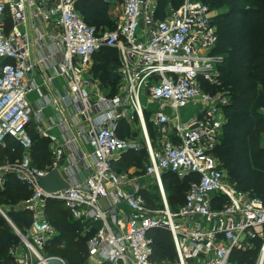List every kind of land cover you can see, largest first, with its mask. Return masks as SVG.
I'll return each instance as SVG.
<instances>
[{
    "label": "built area",
    "instance_id": "2783aa9c",
    "mask_svg": "<svg viewBox=\"0 0 264 264\" xmlns=\"http://www.w3.org/2000/svg\"><path fill=\"white\" fill-rule=\"evenodd\" d=\"M77 2L0 0V148L11 141L22 151L0 166V186L13 176L30 192L17 208L31 215L29 227L22 233L11 224L19 239L9 251L12 264H66L44 253L57 236L46 217L49 201L60 202L86 231L95 229L86 242L88 264H247L258 242L252 264H264V204L230 183L215 156L229 97L208 90L220 85L222 61L212 54L218 35L208 6L181 0L159 18L158 0H116L120 17L102 32L85 23ZM102 49L115 50L119 60L113 96L92 72ZM188 106L199 110L183 118ZM122 122L134 127V138L120 137ZM31 127L48 141L43 169L32 167ZM142 151L155 205L130 171L116 166L123 154ZM53 169L69 187L45 193L38 177ZM164 174L191 178L175 212ZM156 230L170 234L173 261L151 260L148 234Z\"/></svg>",
    "mask_w": 264,
    "mask_h": 264
},
{
    "label": "trees",
    "instance_id": "16d2710c",
    "mask_svg": "<svg viewBox=\"0 0 264 264\" xmlns=\"http://www.w3.org/2000/svg\"><path fill=\"white\" fill-rule=\"evenodd\" d=\"M200 2L207 5L211 12L217 11L212 20L217 29L218 42L212 54L222 58L218 65L220 85L208 90H222L229 97V105L225 108L227 124L215 156L225 169L230 183L264 204V148L261 144L264 136V0ZM169 3L177 8L181 0H158L157 17H162ZM107 9L101 0H78L76 4V10L85 23L102 32L114 29L107 16ZM98 56L100 58L96 60ZM118 68V56L113 49H102L93 57V75L109 89V96L117 93ZM7 144L5 148H0V161L13 162L20 159L21 148L11 141H7ZM145 158V152L130 153L117 169L126 171L132 162L138 164ZM33 162L40 166L36 167L38 169H43L50 162L47 142L36 137H33ZM3 164L0 163V166ZM166 178L170 179L166 181ZM162 181L168 197L167 203L171 211L175 212L183 205L191 178L180 181L174 175L164 174ZM143 196L146 199L145 193ZM29 197L30 192L24 185L13 176L7 177L4 190L0 191V208H10L6 216L22 233L24 227H29L31 215L15 207ZM146 200L150 202V199ZM46 217L57 231V236L46 245L45 255L60 257L66 264H84L87 261L86 242L95 229L86 231L88 225L72 222L69 212L56 201L48 202ZM84 230L86 233L82 236ZM148 236L152 239L151 260L173 261L175 253L170 234L156 230ZM18 244L19 239L0 215V264H12L9 251ZM256 251L252 249L247 252L245 258L254 261Z\"/></svg>",
    "mask_w": 264,
    "mask_h": 264
},
{
    "label": "rangeland",
    "instance_id": "374dc122",
    "mask_svg": "<svg viewBox=\"0 0 264 264\" xmlns=\"http://www.w3.org/2000/svg\"><path fill=\"white\" fill-rule=\"evenodd\" d=\"M198 1H200V0H198ZM101 2L103 3V4H105V5H107V7H108V9H107V16H108V18H109V20H110V22H111V26L113 27H115V25H116V23H117V21H118V19H119V17H120V10H119V6H118V4H117V2H116V0H108V1H105V0H101ZM217 14V11H212V16L214 17L215 15ZM100 58V56H98L97 58H96V60L97 59H99ZM222 91V90H221ZM104 92L105 93H109V90H107V89H104ZM218 92H220V90H218ZM142 104H143V106H144V101L142 100ZM149 110L151 111V112H154L155 110H156V107H155V105H149ZM190 110H191V112H190ZM198 110H199V107L198 106H188L184 111H182L181 112V115H182V117L183 118H189V116L190 115H194V114H196L197 112H198ZM223 131H222V133L220 134V142H221V139H222V137H223ZM127 136H129V133H127ZM263 138L264 137H262V148L264 147V144H263ZM127 155V154H126ZM218 159V158H217ZM17 160V159H16ZM16 160H14V161H16ZM126 160H129V158H127ZM5 161L6 160H2V161H0V163L2 164V162H4L5 163ZM220 163V162H219ZM144 164H145V160H144V163L143 162H141V163H138V164H136L135 165V167L138 169V171H139V173L142 175V173H143V169H144ZM32 167L33 168H36V167H40V166H38L37 164H35L34 162L32 163ZM131 166H129L127 169H129ZM226 175H227V173H226ZM170 178H166V181H168ZM143 183H144V189H143V193H145V195H146V199H150V204H152V205H155L156 203H158V201H157V197H156V194H155V191L151 188V182H150V180L149 179H147V178H145L144 180H143ZM4 187H5V185H3V186H0V191H3L4 190ZM166 199L168 200V197H167V194H166ZM22 204L20 203L18 206H16L15 207V209H17L18 207H20ZM7 207V206H6ZM6 207H3V209H1L0 208V211L4 214V216L7 218V220H9V218L6 216V212H7V210H9L10 208L8 207V208H6ZM169 208H171V207H169ZM171 210V209H170ZM173 212V211H172ZM1 215V214H0ZM2 216V215H1ZM3 217V216H2ZM4 218V217H3ZM5 220V219H4ZM6 221V220H5ZM7 222V221H6ZM9 222L11 223V221L9 220ZM73 222V221H72ZM12 224V223H11ZM8 226H9V228L14 232V229L8 224ZM25 229H26V227H24ZM55 233H57V231L55 230ZM85 233H86V231L84 230V232H83V234H82V236H84L85 235ZM258 244V245H257ZM256 244V246H255V248L253 249V250H255L256 251V249H257V251H256V256H257V254L259 253V251H260V249H261V243H257ZM256 258V257H255ZM254 261H249V262H247V264H252ZM84 264H88L87 263V261L84 263Z\"/></svg>",
    "mask_w": 264,
    "mask_h": 264
},
{
    "label": "crops",
    "instance_id": "0c3cea01",
    "mask_svg": "<svg viewBox=\"0 0 264 264\" xmlns=\"http://www.w3.org/2000/svg\"><path fill=\"white\" fill-rule=\"evenodd\" d=\"M92 69H93V66H92ZM58 85H61L62 84V81L60 80H57L56 81ZM104 89H107L103 86ZM108 90V89H107ZM29 99L31 102H34L36 99H37V95L35 93H32L30 96H29ZM149 105L152 106V104L150 103H146L144 102V106L147 107V110H149ZM150 111V110H149ZM191 112V110H190ZM51 114V111L49 109L46 110L45 112V116H50ZM149 128V132H150V136L153 138L154 136V132H153V128L151 127V125L148 126ZM127 133H129V136H127ZM30 134L33 137H36L38 140H43V141H46L47 142V151H48V156H49V160H50V154H49V145H48V141L46 139H43V138H39V136L37 135L36 131L34 130L33 127H31V131H30ZM118 134L120 135V137L122 138H134L136 136L135 132H134V127H130L128 126L126 123L122 122L120 123V126L118 128ZM142 152H145V151H142ZM142 152H137V153H134V154H140ZM30 153H31V162H32V153H33V147L32 149L30 150ZM126 154H130V153H125L121 156V159L116 163V166H120V164L122 163V160L124 159L125 161V156ZM146 154V152H145ZM144 163V160L142 161ZM50 163V162H49ZM49 163L47 164V166L49 165ZM135 163L132 162L131 164V167L129 169H127L126 171H130L129 174L132 178H134L136 181H137V184L140 186V187H144V183H143V180L145 178L149 179L148 177H145L144 174L142 173V175L139 173L138 169L135 167ZM45 166V167H47ZM145 166V164H144ZM144 170V169H143ZM118 171H123V170H118ZM150 182H151V179H149Z\"/></svg>",
    "mask_w": 264,
    "mask_h": 264
},
{
    "label": "water",
    "instance_id": "95a60500",
    "mask_svg": "<svg viewBox=\"0 0 264 264\" xmlns=\"http://www.w3.org/2000/svg\"><path fill=\"white\" fill-rule=\"evenodd\" d=\"M38 183L40 185V188L45 193H56L66 190L69 187L68 183L65 182V180L61 177L60 173L56 169L49 171L44 176L38 177ZM0 214L4 217L7 223L12 226L9 220H7V218L1 211Z\"/></svg>",
    "mask_w": 264,
    "mask_h": 264
}]
</instances>
